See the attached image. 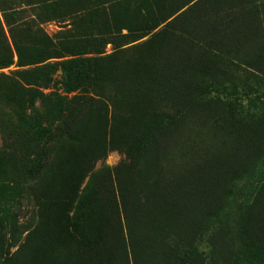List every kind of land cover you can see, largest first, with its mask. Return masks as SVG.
<instances>
[{
    "label": "trees",
    "instance_id": "16d2710c",
    "mask_svg": "<svg viewBox=\"0 0 264 264\" xmlns=\"http://www.w3.org/2000/svg\"><path fill=\"white\" fill-rule=\"evenodd\" d=\"M179 1L173 6L141 0V32L129 26L123 28L128 34L121 35L122 30L112 32L97 21L102 30L98 42L86 41L78 54L58 64L63 94L43 96L37 87L49 81L50 60L63 57L29 9L40 4L62 18L60 8L67 0H0V193L12 183L13 201L31 197L38 210V219L20 232L27 236L15 257L6 258L5 245L20 243L19 224L11 202L0 199V232L13 234L12 240L0 239V264H105L111 252L118 256L127 249L133 264H143L139 251L147 236L149 264H264V68L259 58L246 64L239 58V40L228 37L231 25L188 37L178 26L187 14H177L195 0ZM89 11L84 20L91 18ZM149 35L145 43L122 49ZM108 44L116 52L100 57ZM11 67L15 70L3 72ZM241 68L243 85L251 91L235 87L240 76L235 79L234 73ZM245 115L252 117L240 119ZM248 122L252 126L246 128ZM209 124V131L218 129L233 142L232 150L219 155L210 173L202 166L174 173L162 158L169 137L200 128L198 136ZM236 143L255 154L242 166L236 164ZM110 151L122 154L124 163L92 175L90 185L109 196L113 217L121 218L123 244L112 251L92 250L81 233L87 212L79 188L94 163ZM219 161L230 170L225 180ZM253 172L252 189L230 192L235 210L224 219L217 200L226 183ZM198 233H208V252L198 246ZM216 244L225 245L221 260L215 258ZM17 257L22 261L15 262Z\"/></svg>",
    "mask_w": 264,
    "mask_h": 264
},
{
    "label": "rangeland",
    "instance_id": "374dc122",
    "mask_svg": "<svg viewBox=\"0 0 264 264\" xmlns=\"http://www.w3.org/2000/svg\"><path fill=\"white\" fill-rule=\"evenodd\" d=\"M110 1H113V3H108ZM126 1L127 0H67V2L62 4L60 8V12L63 16L62 18L60 15H57L56 12L58 11L52 8L43 7L40 4L34 5L31 9L28 8L32 12L33 18L38 26L41 27L45 34L54 43H57V47L59 48L58 53L60 54L58 56L63 57L62 59L50 60L52 63V70H47L46 72V77L49 78V81H40L39 86L37 87V90L43 94V96L51 95L53 93L63 94L64 89L61 84L62 72L58 64L62 61H67L71 59L73 55L78 54L81 48L85 45L86 41L93 40L98 42V39L101 38L100 33L102 30L97 21H99L104 28L108 27L111 29L112 32L122 30L121 35L128 34V30L123 28H127L129 26H132V28L141 32L140 28L143 27L142 18H140L141 14H139V11L141 13L143 9L141 8V0H135L136 2L133 3L131 7L129 4H126ZM157 1L164 3L168 1L172 3L173 6L177 5L174 1L181 2L179 0ZM98 6H100V10L97 9L99 8ZM195 6L196 8L192 10ZM88 11L90 12V15L92 13V16L89 20H84ZM181 14H187V16H185L183 20H180L178 26H183L182 31H184L188 37L193 39L200 35L202 29L206 30L204 33H207L218 29V27L222 28L225 25H231L233 27V34L228 37L231 40L236 38L239 40V42H237L238 46L235 47L239 50V58H241L245 64L246 62L250 63L252 60L259 58L261 61L260 66L264 68V56H259V50H264V0H195L177 15ZM203 22H208L209 24L203 25ZM163 26L164 25L160 28L162 29ZM79 39L82 40L78 41ZM148 39H150V35L132 45L122 47V49H127L134 45L145 43ZM90 49H92V44L87 47V50ZM247 50L250 51L247 52ZM115 52L114 46L112 44H108L104 48V54L100 57L111 56ZM126 55L130 58L133 55V52ZM254 55H257V57L253 58ZM86 57L93 58L96 57V55L88 54ZM242 67L245 68L243 65ZM14 70L15 68L11 67L3 70V72L8 74L10 71ZM243 71L244 69L241 68L239 73H234L235 79L240 76L235 87L239 92L243 90L251 91V87L243 85V81L246 79ZM225 80H231V78L228 77V79H222V81ZM247 83L251 84L252 81ZM261 88H264V86H261ZM242 101L246 104L247 98H243ZM2 110L3 108L0 106V112ZM251 117V115H245L240 119H250ZM248 126H252V123L248 122L246 124V128H248ZM196 128H198V126ZM209 128L210 124L207 128H204L198 136L197 131L200 128L193 132L192 135L184 133L178 136L169 137V144L166 146L162 154V158L168 159L169 163L167 165L171 166L172 169L174 168V173L177 174L179 172L178 170L190 169L195 166H202L206 173H210L213 167H216L214 166L215 160L220 156H225L232 150L234 146H232L231 143L233 142L230 139H224L225 136L218 129L209 131ZM183 142H187L190 147L186 144L184 147L175 145L176 143ZM236 147L239 150L237 153L238 163L236 164L239 166H242L244 162L246 164L255 156L252 152H246L242 147H238L237 143ZM3 148L4 141L0 134V152ZM80 153L81 152H79V154ZM80 156L81 154L77 158ZM2 161L3 158L0 154V168L1 165L4 164V161ZM124 161L125 157L118 151H110L104 161L100 159L94 163L92 171L85 175L81 181L79 196L81 198L82 207H84V210L87 212V218H84L86 221H82L84 225L81 233L89 249L93 250L97 248L98 250L112 251L114 246L115 249H120L122 247L123 236L121 232V218L113 217V210L109 196L105 195L103 191L101 194L97 193L94 187L90 185V179L92 175L102 169H104V171H114L116 168H120ZM216 165L224 175L225 180L230 174L229 167L222 166L220 161ZM199 173L202 177L205 176V173L201 171ZM65 176L67 175L64 172V178H66ZM68 177L75 180V175L72 173L68 172ZM249 180L251 183L248 182ZM255 181L256 173L253 172L250 176L243 179L233 182L229 181L226 183L222 196H220L217 200V204L220 205L221 214L224 219H226V216L229 213L235 210V196L230 194V192L243 187L250 190L252 189V184ZM55 183L56 180L51 185L55 186L53 185ZM11 184L12 183L9 184V187L2 190L0 193V199L10 201L12 204L11 206L14 207L12 210L15 211L14 217L18 219L20 243H16L14 245L13 241H10L9 245L11 246L8 247L5 245L3 251L6 258L15 257L20 244L24 242L27 236V233L21 234L20 232L22 230H26L27 227L32 225L34 218L38 219V210L35 208L34 202L31 201V197H26L25 199L19 197L15 198L13 201L11 196L13 189L10 188ZM122 221L124 223L123 218ZM123 223L122 225L124 228L125 226ZM208 223L213 224L212 222ZM30 230L34 229L30 228ZM144 232L145 229L142 227L141 234ZM144 234L141 235V239L147 236ZM12 235V231L8 232L3 230L0 232V239L1 237H4L8 240H12ZM208 238V233L206 236H202V234L198 233V246H200L202 251L206 250V252H208L209 250L207 245L209 242ZM153 242L155 243V241ZM104 243H106L105 248L102 245ZM150 247L151 243L149 241V236H147V242L145 241L140 245L139 251V256H142L143 264H149V260H147V258L149 256ZM204 247H206V249ZM1 251L2 250H0V252ZM214 251L216 253L215 258L221 260L220 257L222 255L219 254L225 251V245L216 244ZM117 254L118 252L115 255L111 252L106 256L104 263L133 264V255L130 250L127 249L126 252L118 256ZM94 260L97 261L98 259L94 258ZM20 261H22L21 257H17L15 259V262Z\"/></svg>",
    "mask_w": 264,
    "mask_h": 264
}]
</instances>
